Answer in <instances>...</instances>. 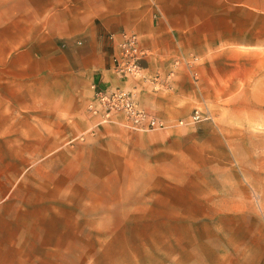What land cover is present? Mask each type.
Returning <instances> with one entry per match:
<instances>
[{
    "label": "rangeland",
    "instance_id": "1",
    "mask_svg": "<svg viewBox=\"0 0 264 264\" xmlns=\"http://www.w3.org/2000/svg\"><path fill=\"white\" fill-rule=\"evenodd\" d=\"M180 1L202 15L189 72L145 55L122 77L121 32L110 68L136 85H78L74 112L51 114L31 109L51 101L31 2L0 0V95L16 107L19 79L29 101L3 115L24 129L0 131V264H264V0ZM116 90L131 112L101 100Z\"/></svg>",
    "mask_w": 264,
    "mask_h": 264
},
{
    "label": "crops",
    "instance_id": "2",
    "mask_svg": "<svg viewBox=\"0 0 264 264\" xmlns=\"http://www.w3.org/2000/svg\"><path fill=\"white\" fill-rule=\"evenodd\" d=\"M23 1L31 2L22 11L27 12L25 16L33 18L38 27L36 44L41 50L48 51L47 58L39 60L38 72L50 76L49 79L41 78L39 88L50 91L48 95L51 101L48 109H45L46 106L40 104V96H36L34 100L37 101L31 105L34 113L72 114L74 92L78 93V85L87 90V97L91 95L89 87L92 85H136L133 79H120L110 68V55L120 40L121 32L138 35L139 45L147 53L143 64L149 72L161 71L165 74L176 67L179 71L176 72V79H179L182 70L186 68V72H189L195 64L193 61L198 60L197 55H192L194 51H199L198 45H195L194 38L192 43H187L185 35L199 32L202 15L192 6L182 4L184 1ZM109 34L114 35L113 40ZM61 43H64V47L60 46ZM186 61L189 62L186 64ZM21 82L16 80V96L8 95L16 98L17 108L3 104L2 99L6 96L0 95V131L24 129V121H3L4 114L12 110L18 112V107L24 108L26 102L29 103L24 90L19 89ZM139 96L144 99L148 94L143 90ZM2 174L0 171V176Z\"/></svg>",
    "mask_w": 264,
    "mask_h": 264
},
{
    "label": "built area",
    "instance_id": "3",
    "mask_svg": "<svg viewBox=\"0 0 264 264\" xmlns=\"http://www.w3.org/2000/svg\"><path fill=\"white\" fill-rule=\"evenodd\" d=\"M146 55V51L140 48L138 44V36L134 33H122L121 41L118 44L117 51L112 54V62L115 71L122 77L136 75L140 70L139 63ZM100 94L102 101L107 100L111 105L121 107L127 112L133 110V105L129 99V93L122 90H116L110 94ZM198 111L195 112L193 119H197ZM136 123L144 126H155L157 119L150 115L138 112L134 118ZM146 122V124H142Z\"/></svg>",
    "mask_w": 264,
    "mask_h": 264
}]
</instances>
